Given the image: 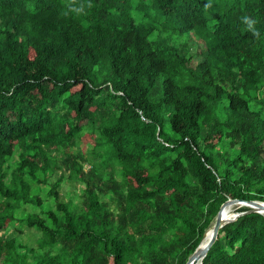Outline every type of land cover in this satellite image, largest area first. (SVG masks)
Returning a JSON list of instances; mask_svg holds the SVG:
<instances>
[{"label": "trees", "instance_id": "trees-1", "mask_svg": "<svg viewBox=\"0 0 264 264\" xmlns=\"http://www.w3.org/2000/svg\"><path fill=\"white\" fill-rule=\"evenodd\" d=\"M208 2L0 0V264H186L264 201V0ZM247 207L202 264H264Z\"/></svg>", "mask_w": 264, "mask_h": 264}, {"label": "water", "instance_id": "water-1", "mask_svg": "<svg viewBox=\"0 0 264 264\" xmlns=\"http://www.w3.org/2000/svg\"><path fill=\"white\" fill-rule=\"evenodd\" d=\"M243 204L245 206L250 207V211H257V212H262L264 213V202L259 201V200H244V199H229L226 201L216 218V222L213 225V227L209 230V232L205 235L203 241L208 238L207 242L202 246L203 241L195 251V253L190 257L188 262L186 264H202L203 258L207 255L209 249L211 246L214 244L218 237V233L220 231V228L224 225V223L232 221L236 219L240 214H238L234 219H227V214H226V208L232 204Z\"/></svg>", "mask_w": 264, "mask_h": 264}, {"label": "rangeland", "instance_id": "rangeland-1", "mask_svg": "<svg viewBox=\"0 0 264 264\" xmlns=\"http://www.w3.org/2000/svg\"><path fill=\"white\" fill-rule=\"evenodd\" d=\"M192 52V51H191ZM194 52H195V50H194ZM196 52H197V54H200L201 53V51H200V47H198V49L196 50ZM196 58H199V56L198 55H196ZM194 63V62H193ZM196 63H197V59H196ZM50 88H49V86H48V83H44L43 84V88L41 89L42 90V92H47V95L51 92V90H49ZM7 116H8V118H9V120L10 121H16L17 120V116H16V114L15 113H13V107H6V109H5V112H4ZM96 117L93 115L92 117H91V119H95ZM84 123V122H83ZM213 138L214 137H211V139H209L208 140V142H211L212 140H213ZM94 140V135L93 134H86V135H84V137H83V142H82V148L84 149V150H86V147H87V144L89 143V142H92ZM26 161L28 162V163H31V161H30V159L28 160L27 158H26ZM36 168V167H35ZM0 208H2L3 207V204L2 203H0ZM243 206V204H239V203H237V204H232V205H230V206H228L227 208H226V212L227 211H229L228 213H229V217L231 218V219H234L238 214H241V213H239V212H237V209L238 208H240V207H242ZM236 209V210H235ZM227 214V213H226ZM235 220V219H234Z\"/></svg>", "mask_w": 264, "mask_h": 264}, {"label": "clouds", "instance_id": "clouds-1", "mask_svg": "<svg viewBox=\"0 0 264 264\" xmlns=\"http://www.w3.org/2000/svg\"><path fill=\"white\" fill-rule=\"evenodd\" d=\"M211 7V0H209V2L207 3V4H205V8H210ZM76 12H81V11H83V8L81 7V8H77V9H74ZM241 20H242V23L244 24V25H246V27H247V29L252 33V35L254 36V37H259L260 36V33H259V31L256 29V27H255V25L257 24V21H256V19L255 18H253L252 16H249V15H247V14H245V15H243L242 17H241ZM200 47V46H199ZM201 48V47H200ZM202 52V51H201ZM84 123L86 122V121H83ZM82 122V123H83ZM28 158V160L30 159V161H31V164L32 165H34L36 168H37V166L33 163V158L31 157V156H28L27 157ZM233 199H235V198H233ZM260 201V200H259ZM264 202V201H263ZM243 206H245V205H243ZM262 213V212H261ZM233 221V220H232ZM205 241V240H204ZM203 241V242H204Z\"/></svg>", "mask_w": 264, "mask_h": 264}, {"label": "bare ground", "instance_id": "bare-ground-1", "mask_svg": "<svg viewBox=\"0 0 264 264\" xmlns=\"http://www.w3.org/2000/svg\"><path fill=\"white\" fill-rule=\"evenodd\" d=\"M247 208H248V207H247ZM239 209H240V208H239ZM235 210H236V209H235ZM228 212H229V211L226 212V213H227V219L230 218ZM226 223H227V222H226ZM207 240H208V238L205 239V241L203 242L202 246H204V244L207 242Z\"/></svg>", "mask_w": 264, "mask_h": 264}]
</instances>
